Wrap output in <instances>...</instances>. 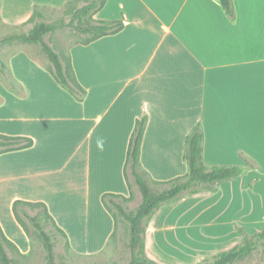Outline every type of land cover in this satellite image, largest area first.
<instances>
[{
  "label": "crops",
  "instance_id": "1",
  "mask_svg": "<svg viewBox=\"0 0 264 264\" xmlns=\"http://www.w3.org/2000/svg\"><path fill=\"white\" fill-rule=\"evenodd\" d=\"M71 1L0 0V22L26 29L36 7ZM105 1L94 18L124 28L70 49L83 101L26 49L0 82V135L34 141L0 155V225L23 256L33 246L13 213L19 200L46 204L74 255L104 252L116 226L104 196L134 194L126 161L137 120L147 118L141 162L155 181L188 173L186 139L199 125L207 167L264 163V0H234L235 21L220 0Z\"/></svg>",
  "mask_w": 264,
  "mask_h": 264
},
{
  "label": "trees",
  "instance_id": "2",
  "mask_svg": "<svg viewBox=\"0 0 264 264\" xmlns=\"http://www.w3.org/2000/svg\"><path fill=\"white\" fill-rule=\"evenodd\" d=\"M220 3L226 15L232 21H235L234 0H220ZM67 5L68 8L65 13L70 16L68 22L49 23L44 20L42 10L36 7L33 16L28 21L32 24V27L28 31L17 32L4 37L0 40V44L40 45L51 64L49 70L57 83L78 101H83L87 91L76 77L70 55L68 58H62L56 49L45 41V37L56 33L60 29L68 28L84 36L85 40L80 43L87 45L103 37L121 32L124 24L120 20L102 21L94 18L105 7V0H72ZM7 71V68L4 67L1 73L5 82L9 83L12 75ZM146 126L147 118L137 120L134 132L131 135L126 161V175L130 188L133 184L138 187L141 194V203L135 211H128L127 205L132 202L133 192H131L129 198L113 194H107L103 198L104 206L110 212L116 224L111 239L115 236L119 218L129 228L128 249L132 257L126 264H158L145 256L147 247L145 236L149 221L163 206L176 203L186 195H197L205 191V187L207 190L215 192V185L240 178L244 174V168L241 166H214L209 168L204 164L205 132L199 125L194 128L186 139L184 160L189 167L188 173L183 177L167 182L155 181L143 168L141 162ZM33 144L34 141L30 138L0 135V155L28 149ZM242 159L248 167H254L251 159L244 157ZM13 213L30 240L37 238L41 241L48 264H58L56 260L58 236L66 240L69 250L70 245L67 234L58 227L47 205L40 202L19 200L13 204ZM260 247H264V231L255 234L252 238L244 239L242 243L228 251L217 254L207 264H234L253 255ZM11 254H16L22 258L29 257L20 253L18 247L6 237L0 225V264H15Z\"/></svg>",
  "mask_w": 264,
  "mask_h": 264
},
{
  "label": "rangeland",
  "instance_id": "3",
  "mask_svg": "<svg viewBox=\"0 0 264 264\" xmlns=\"http://www.w3.org/2000/svg\"><path fill=\"white\" fill-rule=\"evenodd\" d=\"M68 5L61 9H49L44 12V20L49 23L68 22L70 16L65 13ZM26 29L8 28L0 22V40ZM85 40L73 29H60L45 37L58 54L64 58L70 55V49ZM20 49H26L32 55H39L51 66L40 45L0 44V82L5 84L1 73L8 67L9 58ZM244 169L242 178L235 184L222 183L214 186L215 192L207 190L197 195H186L177 201L172 209L163 206L147 226L145 256L158 264H207L222 252L228 251L264 231V163ZM256 165V166H255ZM233 182V181H232ZM233 184V185H230ZM134 197L127 205L128 211H135L141 203V194L133 184ZM204 190V189H203ZM174 204V203H172ZM171 205V204H170ZM160 214V215H158ZM114 238L100 255L83 257L74 255L66 240L58 236L56 260L58 264H126L131 260L128 249L129 228L119 218ZM32 253L22 258L11 254L15 264H48L46 252L41 241L32 240ZM234 264H264V247L253 255Z\"/></svg>",
  "mask_w": 264,
  "mask_h": 264
}]
</instances>
